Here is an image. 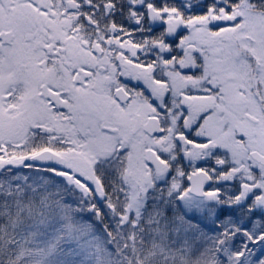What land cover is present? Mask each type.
I'll return each mask as SVG.
<instances>
[{
  "label": "snow or ice",
  "instance_id": "snow-or-ice-1",
  "mask_svg": "<svg viewBox=\"0 0 264 264\" xmlns=\"http://www.w3.org/2000/svg\"><path fill=\"white\" fill-rule=\"evenodd\" d=\"M0 264H264V0H0Z\"/></svg>",
  "mask_w": 264,
  "mask_h": 264
}]
</instances>
